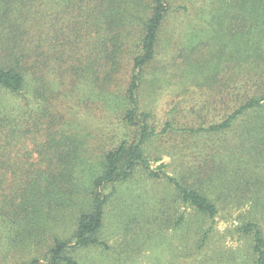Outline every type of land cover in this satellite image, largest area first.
<instances>
[{"label":"rangeland","instance_id":"rangeland-1","mask_svg":"<svg viewBox=\"0 0 264 264\" xmlns=\"http://www.w3.org/2000/svg\"><path fill=\"white\" fill-rule=\"evenodd\" d=\"M31 1L33 18L27 29L31 34L42 33V29L46 32L42 37L48 40L38 45L46 66L37 72H43L38 75L40 80L27 76L19 93L11 94L0 87V177H7L3 186L8 191L13 172L27 158L28 163L37 160L34 143L43 145L50 130L73 133L82 141L78 173L85 179L101 172L107 148L134 135V129L123 121V92L137 45H121L113 87H100L96 77L104 79V65L110 61L99 64L101 53L95 45H65L60 61L62 45H52L56 29L61 33L65 25L84 20L78 15L80 11L73 9L66 14L65 0ZM168 3L156 57L143 70L139 102L158 131L167 121L173 124L146 146L151 166L165 164L163 169L168 173H187V168L199 161V153L210 158L209 146L215 137L207 133L194 136L182 129L208 127L219 121L221 101L237 93L235 77L241 63L250 65L259 60L254 52L257 45H264V0ZM148 5L149 0H121L116 12L125 18L124 29L138 35ZM130 13L136 16L132 25ZM26 45L32 50L37 42L31 36ZM246 53L253 56L245 58ZM87 66L96 72L83 71ZM214 157L221 170L217 174L214 167L210 168L212 183L223 189L226 200L219 205L214 222L176 201L172 187L164 180L148 178L137 169L132 178L115 184L106 205L101 239L109 247L79 248L74 257L82 264H253L251 241L235 228L253 217L264 233V183L246 186L261 189L256 203L249 192L241 196L239 189L246 182H264V163L255 168L246 157L243 164L232 162L230 157ZM259 172L263 173L260 179ZM3 186L0 212H10L13 203L7 202L10 196L4 194ZM180 215L184 221L177 226ZM15 226L11 222L0 224V264H27L33 256L15 243ZM73 228L74 217L58 224L62 236H70ZM207 230L208 238L200 246L199 239ZM43 255V250L35 252L36 257Z\"/></svg>","mask_w":264,"mask_h":264},{"label":"trees","instance_id":"trees-1","mask_svg":"<svg viewBox=\"0 0 264 264\" xmlns=\"http://www.w3.org/2000/svg\"><path fill=\"white\" fill-rule=\"evenodd\" d=\"M120 2L65 0L69 11L66 14L78 9V15L84 20L65 25L61 33L56 29L52 45H62L61 52H58L59 61L66 51L65 45H95V50L101 53L99 64L110 61L104 65V79L96 77L98 86H110L111 89L120 68L121 45H137L123 92L126 105L123 121L134 129V135L129 140L120 139L116 145L107 148L101 159V172L85 179L78 173L82 141L73 133L50 130L43 145L34 143L37 160L28 163L27 158L23 166L16 170L19 175L15 176L16 172H13L9 191L3 186L7 177H0L4 194L10 196L7 202L13 203L12 211L1 209L0 224L11 222L16 225L15 243L20 250L22 248V252L28 250V254H33L27 264H82L73 255L76 249L99 245L108 248V244L101 239L106 205L114 193L115 184L132 178L137 169L148 178L164 180L172 187L176 201L214 222L219 205L226 203L223 189H217L212 183L210 168L214 167L217 174L221 170L214 156L230 157L232 162L241 164L246 157L247 163L255 168L264 163V45H257L254 55L259 60L249 62L250 65L241 63L242 69L235 77L237 93L221 101L222 118L208 127L182 129L194 136L207 133L215 137L209 146L210 158L207 160L204 153H199V161L187 168V173H168L163 169L165 164L151 166L146 146L160 133L172 129L173 124L167 121L162 131L156 129L150 113L140 108L139 89L144 68L156 57L164 18L170 6L168 0H149L146 18L137 35L130 28L124 29L125 18L116 12ZM31 3V0H0V87L11 94L23 89L27 76L40 80L38 75L43 72H37L46 66L43 54L38 50V45L47 39L42 37L44 30L31 34L27 29L33 18ZM135 20L136 16L130 13V25ZM31 36L32 41L37 42L32 50L26 45ZM73 56L77 59L74 50ZM252 56V53L244 55L245 58ZM90 69L94 70L87 66L83 71ZM262 174H257L258 179ZM263 183V179L246 182L243 189H239L241 196L249 192L256 203L261 189L246 186H261ZM72 217L74 228L70 236H62L58 224H64ZM183 221L184 217L180 215L176 225H181ZM235 230L249 237L254 253L253 264H264V233L258 222L252 217ZM208 232L200 237V246L206 242ZM42 250L43 257H36L35 252Z\"/></svg>","mask_w":264,"mask_h":264}]
</instances>
